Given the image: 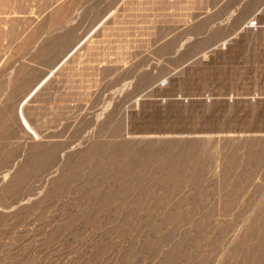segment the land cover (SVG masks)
Instances as JSON below:
<instances>
[{"label": "rangeland", "instance_id": "obj_1", "mask_svg": "<svg viewBox=\"0 0 264 264\" xmlns=\"http://www.w3.org/2000/svg\"><path fill=\"white\" fill-rule=\"evenodd\" d=\"M0 264H264V0H0Z\"/></svg>", "mask_w": 264, "mask_h": 264}]
</instances>
